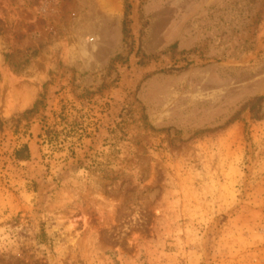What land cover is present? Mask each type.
<instances>
[{
  "label": "rangeland",
  "instance_id": "rangeland-1",
  "mask_svg": "<svg viewBox=\"0 0 264 264\" xmlns=\"http://www.w3.org/2000/svg\"><path fill=\"white\" fill-rule=\"evenodd\" d=\"M0 264H264V0H0Z\"/></svg>",
  "mask_w": 264,
  "mask_h": 264
},
{
  "label": "trees",
  "instance_id": "trees-1",
  "mask_svg": "<svg viewBox=\"0 0 264 264\" xmlns=\"http://www.w3.org/2000/svg\"><path fill=\"white\" fill-rule=\"evenodd\" d=\"M37 105L38 104H35L31 110L25 111L23 113V116L36 113ZM43 128V135L41 136L43 144L51 146L54 142L58 141L57 133L53 129H51L50 126H45ZM22 153L25 154V159L29 157L28 149L26 146H24L20 150H17L14 155L16 156V158H18V156Z\"/></svg>",
  "mask_w": 264,
  "mask_h": 264
}]
</instances>
